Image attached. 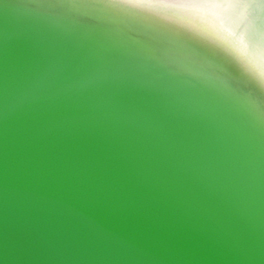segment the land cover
<instances>
[{
    "label": "water",
    "instance_id": "obj_1",
    "mask_svg": "<svg viewBox=\"0 0 264 264\" xmlns=\"http://www.w3.org/2000/svg\"><path fill=\"white\" fill-rule=\"evenodd\" d=\"M0 264H264V0H0Z\"/></svg>",
    "mask_w": 264,
    "mask_h": 264
}]
</instances>
